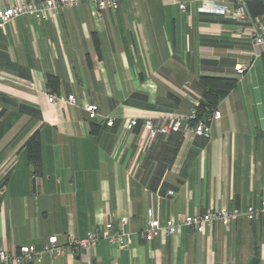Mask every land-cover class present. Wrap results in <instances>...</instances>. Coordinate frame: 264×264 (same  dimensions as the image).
<instances>
[{"label": "crops", "instance_id": "obj_1", "mask_svg": "<svg viewBox=\"0 0 264 264\" xmlns=\"http://www.w3.org/2000/svg\"><path fill=\"white\" fill-rule=\"evenodd\" d=\"M43 1L0 0V8ZM192 1L121 0L96 17L79 0L46 19L22 15L0 28V250L82 237L126 217L129 246L100 241L89 252L67 249L33 264H264V219L228 227L217 220L203 233L181 226L149 243L137 235L149 217L163 224L264 198V43L255 47L237 32L232 0H209L224 12L199 11ZM237 64L248 69L239 75ZM49 74L59 80L55 94ZM201 77L237 81L208 112H220L209 133L150 139L145 119L184 115L204 102ZM86 104L97 105L96 118ZM35 131L34 173L24 143Z\"/></svg>", "mask_w": 264, "mask_h": 264}, {"label": "built area", "instance_id": "obj_2", "mask_svg": "<svg viewBox=\"0 0 264 264\" xmlns=\"http://www.w3.org/2000/svg\"><path fill=\"white\" fill-rule=\"evenodd\" d=\"M121 0H87L88 6L92 9L93 15L100 17L101 12L105 10L115 11ZM192 2L199 4V11H216L222 8L216 3L209 0H193ZM79 0H45L41 3L18 2L5 8H0V28L14 18L22 15H31L38 20L46 19L49 14L77 6ZM178 8L185 12L187 4L178 2ZM209 8V9H208ZM225 8V7H223ZM220 12H224V9ZM231 11L232 19L237 26V32L250 37L255 47H260L264 43V19L253 17L247 6V0H232L228 5ZM226 9V8H225ZM226 11V10H225ZM248 66L237 64L234 70L237 74L242 75ZM56 98L53 95L48 97L49 102H54ZM68 104L74 103L73 95L66 98ZM84 110L89 119H94L98 115V107L95 104H86ZM220 118V112L214 111L209 116H204L203 120H199L196 115V107L191 108L184 115L167 117L166 119L154 122L147 118L143 121L142 127L150 139L157 135H167L169 133H181L187 136H203L209 133L210 124ZM112 120L107 119L106 125L111 126ZM137 124L135 119L129 121L128 128ZM173 192H168L172 195ZM243 218L247 221H258L264 219V198L257 205H248L244 209H218L209 210L204 214L185 215L178 218H169L163 222L158 218L149 217L145 227L138 232L140 238L145 242H151L161 233L165 235L177 234L181 226H188L199 233H203L206 226L211 225L214 221L220 220L226 227L238 219ZM127 222L126 217H121L116 228L111 222H106L102 227L89 230L82 237H76L65 234L62 241L59 242L58 237L49 236L44 244L40 247L35 245L20 246L14 251L0 250V264H33L38 261L42 255L46 254L50 258H56L64 255L68 249L72 252L86 251L89 252L97 246L100 241L116 246L117 248H125L131 244V234L125 229Z\"/></svg>", "mask_w": 264, "mask_h": 264}, {"label": "trees", "instance_id": "obj_3", "mask_svg": "<svg viewBox=\"0 0 264 264\" xmlns=\"http://www.w3.org/2000/svg\"><path fill=\"white\" fill-rule=\"evenodd\" d=\"M247 6L250 14L253 17L259 16L264 12V6L261 0H247ZM95 49L98 48V41L93 37ZM200 83L204 87L203 103L196 108V115L199 120H203L208 112L213 110L218 101L219 93L223 91L233 90L237 81L234 79L216 78V77H201ZM59 85V80L56 76H46V86L51 93H56ZM26 150L27 161L35 173L41 166L40 154V136L38 131H35L24 143Z\"/></svg>", "mask_w": 264, "mask_h": 264}]
</instances>
